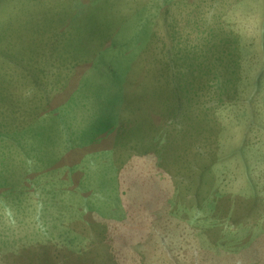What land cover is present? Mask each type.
I'll return each mask as SVG.
<instances>
[{"label": "rangeland", "instance_id": "1", "mask_svg": "<svg viewBox=\"0 0 264 264\" xmlns=\"http://www.w3.org/2000/svg\"><path fill=\"white\" fill-rule=\"evenodd\" d=\"M0 264H264V0H0Z\"/></svg>", "mask_w": 264, "mask_h": 264}]
</instances>
